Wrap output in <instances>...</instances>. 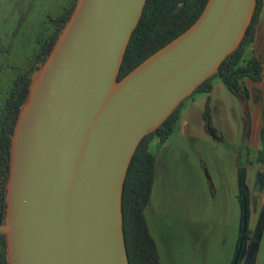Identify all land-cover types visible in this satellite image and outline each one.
I'll return each instance as SVG.
<instances>
[{"label":"water","instance_id":"95a60500","mask_svg":"<svg viewBox=\"0 0 264 264\" xmlns=\"http://www.w3.org/2000/svg\"><path fill=\"white\" fill-rule=\"evenodd\" d=\"M147 0H78L12 136L6 232L9 264H130L123 193L143 139L241 44L258 0H208L186 32L122 80ZM233 264L247 242L248 203Z\"/></svg>","mask_w":264,"mask_h":264},{"label":"crops","instance_id":"0c3cea01","mask_svg":"<svg viewBox=\"0 0 264 264\" xmlns=\"http://www.w3.org/2000/svg\"><path fill=\"white\" fill-rule=\"evenodd\" d=\"M251 57L261 62L263 77L244 80L246 99L217 78L211 92L184 104L165 143L156 138L150 144L156 168L145 215L161 264H195L197 258V264H233L243 224L241 170L249 223L239 264H264V0L254 40L246 47L245 58ZM208 99L215 132L204 119ZM243 151L253 158L246 169Z\"/></svg>","mask_w":264,"mask_h":264},{"label":"trees","instance_id":"16d2710c","mask_svg":"<svg viewBox=\"0 0 264 264\" xmlns=\"http://www.w3.org/2000/svg\"><path fill=\"white\" fill-rule=\"evenodd\" d=\"M78 0L55 20V30L41 46L32 68L18 75L9 91L0 116V225L7 214V185L10 177L12 136L22 106L25 104L32 84L33 74L40 69L54 48L61 32L70 20ZM208 0H147L141 20L128 46L118 80H122L141 63L186 32L199 19ZM261 11L258 0L255 15L240 46L222 63L217 73L195 93H209L213 81L219 78L238 98L249 95L244 84L246 78L262 81V64L255 57L245 58L246 47L253 42L255 27ZM194 93V94H195ZM175 112L153 133L147 135L139 145L130 164L123 193L124 233L130 264H161L157 243L146 219V207L151 199L155 181L156 157L150 144L158 139L165 143L174 133L180 120V110ZM204 119L210 131L215 132L208 99ZM0 264H9L7 243L0 234Z\"/></svg>","mask_w":264,"mask_h":264},{"label":"rangeland","instance_id":"374dc122","mask_svg":"<svg viewBox=\"0 0 264 264\" xmlns=\"http://www.w3.org/2000/svg\"><path fill=\"white\" fill-rule=\"evenodd\" d=\"M72 2L73 0H0V116L14 80L32 68L41 46L55 30V20ZM38 75L39 72H35L33 78ZM198 95L199 93H195L186 99L182 107ZM247 153L243 151L244 169L248 161L253 159ZM241 174L245 175V171L241 170ZM191 182H195L193 173ZM258 186L259 184L255 185L254 191L261 196ZM260 205L263 206L262 202ZM1 234L5 236L6 232ZM197 262L198 258L195 264Z\"/></svg>","mask_w":264,"mask_h":264}]
</instances>
